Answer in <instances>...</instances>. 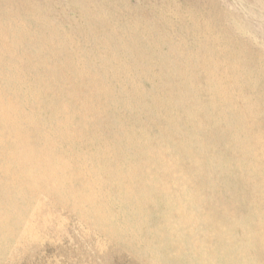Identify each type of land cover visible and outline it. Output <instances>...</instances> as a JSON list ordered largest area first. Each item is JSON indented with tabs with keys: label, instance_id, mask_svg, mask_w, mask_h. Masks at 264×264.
Here are the masks:
<instances>
[{
	"label": "rangeland",
	"instance_id": "374dc122",
	"mask_svg": "<svg viewBox=\"0 0 264 264\" xmlns=\"http://www.w3.org/2000/svg\"><path fill=\"white\" fill-rule=\"evenodd\" d=\"M0 24V264H264V0H0Z\"/></svg>",
	"mask_w": 264,
	"mask_h": 264
},
{
	"label": "bare ground",
	"instance_id": "6f19581e",
	"mask_svg": "<svg viewBox=\"0 0 264 264\" xmlns=\"http://www.w3.org/2000/svg\"><path fill=\"white\" fill-rule=\"evenodd\" d=\"M10 14L12 15V16H15L16 15V13L14 12V11H10ZM6 15L9 17V11H7V13H6ZM3 33H5L2 29H1V24H0V40H2V38L4 37L3 36ZM212 35V34H211ZM226 50V49H225ZM220 52V51H219ZM218 77H220V76H218ZM231 78V77H230ZM219 81H224V79L223 78H221ZM232 81V78L231 79H229L228 80V86L226 87L224 84H222V83H220V82H218V88H220V90H219V95H217L216 96V101H218V102H222V103H224V102H226V104H228V106H230L229 105V99H231V97H233V95H236L237 94V89H238V87L237 88H232L231 86H230V82ZM217 84V83H216ZM223 88H222V87ZM231 87V88H230ZM226 93V95H225V93ZM239 92V91H238ZM239 94V93H238ZM240 96V95H239ZM242 96H243V94H242ZM245 96V95H244ZM236 97V96H235ZM241 97V96H240ZM242 98V97H241ZM236 99V98H235ZM232 100V99H231ZM228 101V102H227ZM238 103H239V101H238ZM217 105H218V103H216ZM231 105H232V103H231ZM219 106H220V104H219ZM218 106V107H219ZM224 106V105H223ZM221 107V106H220ZM219 107V108H220ZM223 108V107H222ZM192 126V125H191ZM195 129V128H194ZM245 131V130H244ZM243 132V131H242ZM11 140V139H10ZM28 160V159H27ZM44 181V180H43ZM50 182V181H49ZM59 190V189H58Z\"/></svg>",
	"mask_w": 264,
	"mask_h": 264
}]
</instances>
